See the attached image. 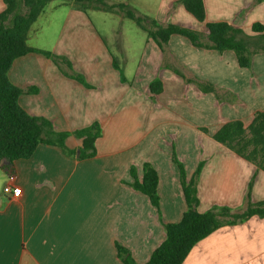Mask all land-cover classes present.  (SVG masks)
Returning <instances> with one entry per match:
<instances>
[{
  "label": "crops",
  "instance_id": "0c3cea01",
  "mask_svg": "<svg viewBox=\"0 0 264 264\" xmlns=\"http://www.w3.org/2000/svg\"><path fill=\"white\" fill-rule=\"evenodd\" d=\"M104 1L123 3L163 26L205 32L203 23L169 0ZM203 4L206 22H226L264 43L251 31L254 23L264 27V0ZM4 10L0 0V14ZM116 18L127 19L116 11L51 1L30 27L26 43L57 59L29 53L8 71L10 83L22 90L18 103L26 113L46 119L55 132L98 124L101 134L94 157L78 159L82 140L70 136L65 146L75 155L40 144L30 158L14 161L11 171L0 168V264H124L117 245L135 264L146 263L165 239L163 225L179 222L187 209L173 151L187 179L204 163L197 183L198 212L213 207L243 211L250 182L251 202L264 201V171L212 138L223 124L239 120L247 126L256 112L264 111V103L258 106L261 99L255 100L264 88V70L255 74L240 68L233 52L197 48L180 35H172L161 51L136 24L138 58L131 66L119 49V63L100 33L105 19ZM263 58L257 53L252 59L260 63ZM156 78L162 91L152 94L149 84ZM191 79L235 90L236 103L227 105L216 94L201 92L186 82ZM144 163L158 174L159 208L130 186L131 168L140 180ZM7 184L19 187L21 196L4 194ZM183 264H264V218L218 229Z\"/></svg>",
  "mask_w": 264,
  "mask_h": 264
},
{
  "label": "trees",
  "instance_id": "16d2710c",
  "mask_svg": "<svg viewBox=\"0 0 264 264\" xmlns=\"http://www.w3.org/2000/svg\"><path fill=\"white\" fill-rule=\"evenodd\" d=\"M51 1L56 0H4L5 10L0 14V168L6 170L11 171L14 161L30 158L40 144L54 145L68 155H75V152L72 153L65 146V140L70 136L82 140L76 154L78 159L91 158L96 154L95 142L101 134L98 124L75 132H55L46 119L31 116L20 107L18 99L22 90L11 84L8 79L7 74L13 62L26 54L40 53L53 61L57 59L50 52L30 48L26 43L30 27ZM59 1L72 2L82 10L119 12L146 32L161 51H164L172 35H180L197 48L219 53L233 52L240 68L249 69L251 57L257 53H264V43L260 44L259 40L253 41L241 29L226 22H206L203 0L179 2L196 21L204 24L205 32L175 24L163 26L149 17L137 15L123 3L108 4L104 0ZM251 31L256 37L264 39V27L260 23H254ZM113 67L120 72L115 62ZM176 73L181 75L178 71ZM181 77L184 78L183 75ZM75 79L82 83L79 77ZM120 79L124 81L121 72ZM186 82L196 84L203 93L216 94L219 101L218 89L215 86L197 79ZM149 89L152 94H159L162 91L161 81L154 79L149 84ZM33 91L28 89V92ZM202 131L206 132L204 129ZM212 138L254 165L257 171H264V111L256 112L247 126L239 120L223 124ZM171 159L179 171V181L187 209L179 222L163 225L165 239L144 264H183L191 250L218 229L242 224L252 217L264 218V201L252 203L250 200L252 182L248 185L243 211L233 212L227 207H213L204 213L198 212L197 183L204 163L200 162L192 177L187 179L184 166L174 151ZM130 175L133 179L130 186L147 196L153 207L159 208L158 174L154 167L144 163L140 180L134 168H131ZM116 248L124 264H135L124 248L119 245Z\"/></svg>",
  "mask_w": 264,
  "mask_h": 264
},
{
  "label": "rangeland",
  "instance_id": "374dc122",
  "mask_svg": "<svg viewBox=\"0 0 264 264\" xmlns=\"http://www.w3.org/2000/svg\"><path fill=\"white\" fill-rule=\"evenodd\" d=\"M56 1H59V0H56ZM169 1H172L174 8H177L178 6H183L179 2V0H169ZM63 2H68V1H63ZM154 2L156 3V1H153V6H154ZM92 19L99 27L100 21L95 19L94 15H92ZM105 20H106L105 21L106 25H104L105 26L104 29L100 27V33H102V35L106 39L109 50L115 55L117 61L121 63V57H120L118 50L122 49V51H125L128 57L130 58L128 63L131 66L134 65L135 60L136 58H138V54L140 53V50L138 48L139 45L134 43L135 37H138L141 34L139 29L136 27L135 23L130 19H124L122 21L121 19L116 18V19H112L111 22L109 19H105ZM108 25L110 26L109 28H108ZM121 32L123 33L122 36L120 35ZM252 58L253 56L251 57V66L249 70L255 72V74L257 70H264V58L259 59L261 61L260 63H258V61L253 60ZM234 66L236 65L233 63V65L230 64L227 67L230 70ZM261 79H264V78H261ZM259 85L261 86V83H259ZM217 89H218V94H219L218 97L222 103L227 104V105H234L236 103L235 100L237 98V95L235 94L236 92H234L235 90H229V89L224 90L223 89V91H221L219 88ZM258 95L259 96L256 95L255 100L261 99L258 103V106H259L260 103H264V100H262V97L264 96L263 86L260 88V92L258 93ZM255 100L253 101L255 102Z\"/></svg>",
  "mask_w": 264,
  "mask_h": 264
},
{
  "label": "built area",
  "instance_id": "2783aa9c",
  "mask_svg": "<svg viewBox=\"0 0 264 264\" xmlns=\"http://www.w3.org/2000/svg\"><path fill=\"white\" fill-rule=\"evenodd\" d=\"M3 193L10 196L11 198L16 199L21 196V189L11 184H7L3 188Z\"/></svg>",
  "mask_w": 264,
  "mask_h": 264
},
{
  "label": "water",
  "instance_id": "95a60500",
  "mask_svg": "<svg viewBox=\"0 0 264 264\" xmlns=\"http://www.w3.org/2000/svg\"><path fill=\"white\" fill-rule=\"evenodd\" d=\"M1 165H2V162H1Z\"/></svg>",
  "mask_w": 264,
  "mask_h": 264
}]
</instances>
